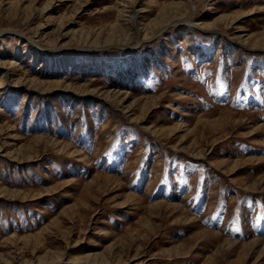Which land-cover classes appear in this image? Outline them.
Instances as JSON below:
<instances>
[{
  "label": "rangeland",
  "instance_id": "obj_1",
  "mask_svg": "<svg viewBox=\"0 0 264 264\" xmlns=\"http://www.w3.org/2000/svg\"><path fill=\"white\" fill-rule=\"evenodd\" d=\"M0 86V264H264V0H0Z\"/></svg>",
  "mask_w": 264,
  "mask_h": 264
},
{
  "label": "bare ground",
  "instance_id": "obj_2",
  "mask_svg": "<svg viewBox=\"0 0 264 264\" xmlns=\"http://www.w3.org/2000/svg\"><path fill=\"white\" fill-rule=\"evenodd\" d=\"M133 2H135V0H133ZM132 8H133V5H132ZM166 15V14H165ZM170 15V14H169ZM137 17H138V15H137V13L135 12V11H131V15H130V21L131 22H134L136 19H137ZM163 17V16H162ZM175 18V17H174ZM173 18V19H174ZM165 20V19H164ZM172 20V19H171ZM163 21V20H162ZM172 22V21H171ZM180 22H182V21H179L177 18H175L174 20H173V24H179ZM1 87V86H0Z\"/></svg>",
  "mask_w": 264,
  "mask_h": 264
}]
</instances>
